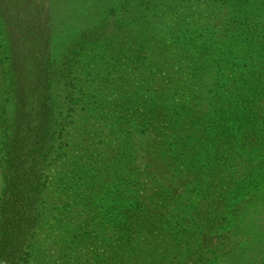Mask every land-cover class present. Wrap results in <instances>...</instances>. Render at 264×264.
Segmentation results:
<instances>
[{"label": "rangeland", "instance_id": "rangeland-1", "mask_svg": "<svg viewBox=\"0 0 264 264\" xmlns=\"http://www.w3.org/2000/svg\"><path fill=\"white\" fill-rule=\"evenodd\" d=\"M70 1L62 8L61 17H56L57 30H64L70 38L63 45L54 41L57 32L51 31V47L47 42L46 47L34 44V53H25L16 36L12 38L0 26V191L6 141L2 123L8 110L11 112L7 105L22 100L21 83L26 77L31 82L55 83L57 90L75 98L80 88L88 86L95 64L105 63L97 57L96 47L103 52H120H113V60L126 70L133 69L137 56H148L141 67L143 74L130 75L133 91L131 101L123 104L126 121L122 129L128 132L129 137L124 136L132 148L125 154L119 152L125 167L131 162L140 172L148 166L139 174L138 186L120 170V177L111 180L109 188L98 179L88 180L85 173L76 179L77 169L60 182L59 173L50 177L52 183L67 186L65 197L49 211L51 222L64 217L67 205L78 202L83 205L79 206V227L96 238L82 244L83 253L71 247L70 262L102 264L100 260L111 256L133 264L131 258L139 255L133 248L135 241L124 243L129 237H123L120 231L124 230L119 227L124 216L130 215L126 225L137 228L145 215L146 249L139 255L145 258L144 264L157 260L160 264H231V259L239 262L245 256L248 262L239 264H249L251 259L264 264V203H260L264 198V54L252 50L254 46L233 45L236 48L230 51L228 42L218 43L208 35L210 29H196L205 23L232 35L234 29L222 27L230 15V5L217 9L214 0H149L148 8L145 0H120L119 4L116 0ZM188 1L199 20L186 18L192 19L193 37L178 42L174 20L184 11L173 6ZM242 1H248L264 18V0ZM254 15L257 17V12ZM146 16L158 17L156 33H151ZM65 17L77 21L63 22ZM71 23L80 29L66 27ZM178 28L181 32L183 24ZM261 32L258 49L264 44ZM98 35L100 41L96 42ZM37 63L45 67L43 72L35 70L32 78L29 70L36 69ZM107 63L111 65L112 60ZM107 98L120 103L125 100L115 94ZM88 145L86 140L83 149ZM76 184L84 190H75ZM101 194L107 201L99 202ZM134 197L145 201L147 213ZM172 199L173 203L166 202ZM100 204L105 206L97 209ZM60 247L50 242L44 256L32 264H40L42 259L66 260V254L58 253ZM107 261L109 258L105 264Z\"/></svg>", "mask_w": 264, "mask_h": 264}, {"label": "trees", "instance_id": "trees-1", "mask_svg": "<svg viewBox=\"0 0 264 264\" xmlns=\"http://www.w3.org/2000/svg\"><path fill=\"white\" fill-rule=\"evenodd\" d=\"M69 2L71 1L0 0V26L8 30L12 34V38L16 36V42L22 44L26 50L25 53H34V44L38 47H43V45L46 47L47 42V47H51V31L57 32L54 41L58 42V45H63L70 41L69 35H65L64 30L58 31L55 24L57 23L56 17L61 15L62 8ZM116 2L119 4L121 1L116 0ZM188 3L189 1L173 6L174 10L184 11L183 16L178 15L179 17L174 20L176 27L174 32H179L178 42L181 38L187 41L193 37L191 33L195 28L190 22L192 19L187 21L186 18L193 17V20H199L196 16L197 13L193 10V5ZM144 5L149 8L150 1L145 0ZM228 5H230L228 8L230 15L222 27H227L229 30L234 29L233 31L236 32L227 36L224 35L225 32L220 27L211 29L205 23H199L200 26L196 29L201 27L210 29L208 35L214 36V40L218 43L222 42L221 40L224 45L228 42L230 51L236 48L233 45L248 46L251 49L254 46L252 50H256L257 53L261 51L264 54L262 51L264 44L260 45L258 49L257 41L258 34L264 31V18L259 17L261 16L259 11L251 8L248 1L214 0V6H217V9ZM154 6L158 5L154 2ZM256 12L259 19L254 15ZM261 13H264V7ZM66 18L63 22L77 21V19ZM144 20L149 24L151 33H156L155 28H159L158 24H160L158 17L146 16ZM178 22L183 24L181 32ZM66 27L71 30L75 25L71 23ZM104 38H106L105 33ZM99 41L98 35L96 42ZM104 41L106 40L104 39ZM94 51L97 52L99 60L105 62L99 63V67L96 63L95 68L88 76V86L94 85L95 88L84 85V88H80L76 93L77 97L71 98L69 95L63 94L61 89L57 90L55 83L45 84L40 79H32L31 82V79H26L28 78L26 77L25 81L21 83L22 100L10 102L7 105L11 112L8 110L2 123L6 141L2 161L3 183L0 191V264H32L37 258L44 256V250L47 249L50 242L52 245L60 244L58 253L63 252L67 258L58 262L42 259L40 264H73L70 262L71 255L68 250L74 247L83 253L82 244L96 239H92L91 231L82 232L83 229L79 227L82 224L79 206L83 205H79L78 202L71 203L63 209L64 217H58L61 221L51 222L49 211L55 210L52 208L53 205L61 202L67 191V186L64 183H52L50 177L54 174H60V182L64 178L66 180L69 172L74 174V170L77 169L78 173L74 174L76 179L81 178L85 173L88 180L98 179L102 185L109 188L110 181L120 177L118 173L120 170L126 179H133L134 186H138L139 174L148 167L145 166L140 172L138 169H134L131 162L125 167V164L121 162L119 152L125 154L129 152L128 149L132 148L130 140L125 137H129L128 132L122 129V124L126 121L123 116V104L131 101L129 98L133 91L130 75L143 74L141 67L149 57L137 56L133 61V69L126 70V68L119 67L113 60V52L119 54L120 52L112 49L103 52L102 48L98 47ZM242 59V56L238 57V60ZM109 60H112L111 65L107 63ZM102 66H106V68ZM144 66L146 67L145 64ZM44 67V64L37 63L36 69L29 70V74L34 78L35 70L43 72ZM92 76L94 79H91ZM126 83L128 85L123 86ZM73 86L75 87V85ZM127 93L130 95L127 96ZM108 94H115L119 98L125 97V100L120 103L115 99L107 98ZM19 102L20 104H18ZM86 140L89 141V145L83 149ZM110 146L115 149L112 151ZM102 156L104 159H101ZM133 156L135 155H131V157ZM80 173L81 175L78 177ZM98 181L96 182L98 183ZM71 187H68V191ZM84 188L81 184H76L74 187L77 191H83ZM102 195L104 194L98 196L99 202L107 201L101 198ZM134 200H138L140 208L146 210L147 213V206H144L145 201L140 200V203L139 198L136 197ZM173 201L175 200H166L168 203H173ZM260 203H264V198ZM103 205L100 204L96 208L101 209ZM103 209L111 211L107 207ZM136 213L138 216L142 214L137 209ZM129 216H124L125 220L121 221L119 230L124 231H120V234L123 237H129V240L126 239L127 241L124 243L130 244L135 241L132 243L133 248L141 255L145 252L146 242L144 241L147 240L144 234L148 228L144 221L145 215H141L143 222L141 221L137 228L129 224L126 225L129 222L127 219ZM253 221L256 220L253 219ZM137 239H139V243ZM102 240H106V238ZM149 245L153 247L151 242ZM109 246H111V250H114L113 245L109 244ZM139 255L131 258L133 264H144L145 258ZM240 255L242 254L239 253ZM107 258H109L107 261L109 264H126L127 262L125 260L121 262L111 256ZM107 258L100 262L105 264ZM234 258L238 260L236 255ZM73 260L76 262L75 264H78L75 259ZM165 260L162 259L163 262ZM231 261V264H239L242 261L248 262V258L245 256L239 262L232 259ZM154 263L160 264V261L157 260ZM249 264H260V262L251 259Z\"/></svg>", "mask_w": 264, "mask_h": 264}]
</instances>
